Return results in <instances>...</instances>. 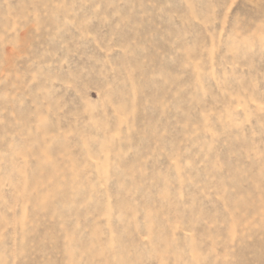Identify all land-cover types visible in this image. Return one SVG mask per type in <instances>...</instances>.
Instances as JSON below:
<instances>
[{"label": "rangeland", "instance_id": "374dc122", "mask_svg": "<svg viewBox=\"0 0 264 264\" xmlns=\"http://www.w3.org/2000/svg\"><path fill=\"white\" fill-rule=\"evenodd\" d=\"M0 264H264V0H0Z\"/></svg>", "mask_w": 264, "mask_h": 264}]
</instances>
